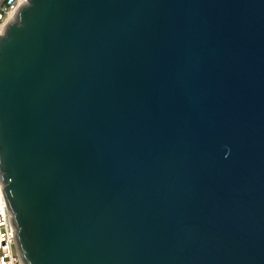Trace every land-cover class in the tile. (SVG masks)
Returning <instances> with one entry per match:
<instances>
[{"label":"water","instance_id":"obj_1","mask_svg":"<svg viewBox=\"0 0 264 264\" xmlns=\"http://www.w3.org/2000/svg\"><path fill=\"white\" fill-rule=\"evenodd\" d=\"M0 181L23 264H264V0H23Z\"/></svg>","mask_w":264,"mask_h":264},{"label":"built area","instance_id":"obj_2","mask_svg":"<svg viewBox=\"0 0 264 264\" xmlns=\"http://www.w3.org/2000/svg\"><path fill=\"white\" fill-rule=\"evenodd\" d=\"M23 0H0V31ZM0 264H23L15 246V227L11 221L0 181Z\"/></svg>","mask_w":264,"mask_h":264},{"label":"bare ground","instance_id":"obj_3","mask_svg":"<svg viewBox=\"0 0 264 264\" xmlns=\"http://www.w3.org/2000/svg\"><path fill=\"white\" fill-rule=\"evenodd\" d=\"M17 10L18 9H16V11L11 15V20L13 19V18H15V16H16V13H17ZM3 31H4V28H2V30L0 31V34H2L3 33Z\"/></svg>","mask_w":264,"mask_h":264}]
</instances>
